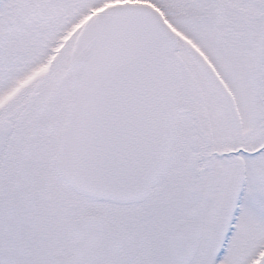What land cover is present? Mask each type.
<instances>
[{
	"label": "snow or ice",
	"instance_id": "obj_1",
	"mask_svg": "<svg viewBox=\"0 0 264 264\" xmlns=\"http://www.w3.org/2000/svg\"><path fill=\"white\" fill-rule=\"evenodd\" d=\"M0 264H264V0H0Z\"/></svg>",
	"mask_w": 264,
	"mask_h": 264
}]
</instances>
